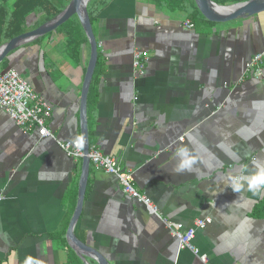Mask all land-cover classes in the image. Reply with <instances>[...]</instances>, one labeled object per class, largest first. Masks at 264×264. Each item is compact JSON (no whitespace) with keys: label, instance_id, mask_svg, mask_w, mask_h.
<instances>
[{"label":"crops","instance_id":"0c3cea01","mask_svg":"<svg viewBox=\"0 0 264 264\" xmlns=\"http://www.w3.org/2000/svg\"><path fill=\"white\" fill-rule=\"evenodd\" d=\"M185 2V11L165 0H93L88 7L98 45L87 97L89 145L115 161L120 155L119 166L152 207L89 163L72 238L109 264H264V190L253 195L244 180L241 192L230 187L233 178L264 168V86L244 74L264 45V11L210 23L200 13L193 20L197 9ZM16 4L0 0V46L18 28L22 35L47 22L35 2L23 15ZM65 36L56 29L0 63V73L17 71L51 106L48 124L58 141L22 131L0 109V264H96L67 242L83 158L72 159L60 143L81 138L90 48L84 35L74 53ZM136 51L146 60L141 77ZM184 158L193 163L177 172ZM162 220L184 229L209 220L193 240L205 263L179 251Z\"/></svg>","mask_w":264,"mask_h":264},{"label":"built area","instance_id":"2783aa9c","mask_svg":"<svg viewBox=\"0 0 264 264\" xmlns=\"http://www.w3.org/2000/svg\"><path fill=\"white\" fill-rule=\"evenodd\" d=\"M184 25L187 29L193 28L189 21H185ZM145 62L146 60L141 53L136 51L133 54V67L137 77L145 74ZM263 63L264 45L244 64L245 78L262 81L264 86ZM0 109L22 131H36L41 139H50L56 143L58 142L48 124L51 106L13 69H6L0 73ZM60 146L72 159L83 157V148L80 140L66 141L60 143ZM88 159L92 167L101 169L106 174L116 177L129 198H134L138 202L144 203L150 208L152 207L149 200L133 187L131 174L123 172L121 166L116 165L113 158L104 156L97 146L89 147ZM162 223L169 235L177 240L179 251H191L198 256L202 263H205L206 257L203 255L199 256L194 251L193 240L196 231L204 229L210 223L209 220H197L188 229H184L181 224L171 223L166 220H162Z\"/></svg>","mask_w":264,"mask_h":264},{"label":"water","instance_id":"95a60500","mask_svg":"<svg viewBox=\"0 0 264 264\" xmlns=\"http://www.w3.org/2000/svg\"><path fill=\"white\" fill-rule=\"evenodd\" d=\"M93 0H69L64 6L63 10L54 18L50 19L43 25L39 26L37 29L19 35L10 41L2 44L0 46V63L8 57L9 53L25 45L26 43L36 40L38 38L44 37L54 31L62 24L66 23L68 20L74 18L82 29L88 46L90 48V59L88 63L87 73L84 77L83 86L81 89V95L79 98V119H80V129L83 148V168L79 184L78 200L77 206L73 213V217L70 221V226L67 231V242L69 247L77 254L87 257L96 264H109L101 255L94 251H90L77 246L72 238V233L75 225L80 217L84 195L87 183V175L89 171V140H88V128H87V97L89 87L92 81L94 71L96 69V64L98 60L97 53V41L93 31L92 22L89 18L88 7ZM193 3L200 13V15L210 23H229L237 19L245 18L249 15L259 13L264 11V0H246L239 2L237 4L221 6L215 3L213 0H193ZM212 6H218L221 8H234L232 11L221 14L212 9ZM120 155L117 156L115 161L116 165H119ZM124 170V169H122Z\"/></svg>","mask_w":264,"mask_h":264},{"label":"trees","instance_id":"16d2710c","mask_svg":"<svg viewBox=\"0 0 264 264\" xmlns=\"http://www.w3.org/2000/svg\"><path fill=\"white\" fill-rule=\"evenodd\" d=\"M35 2V4L39 7H41L43 10L47 11V15L48 17H46V21L54 18L55 16H57L64 8L63 3L61 4H55L52 2H46L45 0H16L17 4V8L14 9V11H16L17 13H19V15H23L24 14V10L26 8H28L29 10V2ZM156 2H158L159 0H154ZM164 1V0H161ZM167 2V5L171 6L173 9H180L182 11H185L187 8L186 2L185 0H165ZM195 15H199L198 11H195L194 13L190 14L189 16L194 20L196 19ZM89 18H91L89 16ZM91 20V19H90ZM21 22H18V26H21ZM57 29H60V31L62 32V34L66 35V45L68 47V49L74 53H77L78 49L81 46V37H83V31L80 28L79 24L77 23V21L72 18L70 20H68L66 23L62 24L60 27H58ZM72 31V32H70ZM21 29L18 28V31H16L14 33V35H12L13 37L15 36H19L21 35ZM69 32V35H68ZM74 38H73V36ZM70 36V37H69ZM69 37V38H68ZM73 38V39H72ZM72 41V42H70Z\"/></svg>","mask_w":264,"mask_h":264},{"label":"clouds","instance_id":"9594fccd","mask_svg":"<svg viewBox=\"0 0 264 264\" xmlns=\"http://www.w3.org/2000/svg\"><path fill=\"white\" fill-rule=\"evenodd\" d=\"M184 155L186 156L187 154L185 153ZM192 163L193 161L191 159L184 158L179 163L178 167L176 168V171L181 172L186 169H190ZM242 180L246 181L248 191L252 192L253 195L259 194L261 190H264V168L260 169L255 174L249 177L233 178L232 183L230 185L233 192H241V190L244 188V183L241 182Z\"/></svg>","mask_w":264,"mask_h":264},{"label":"bare ground","instance_id":"6f19581e","mask_svg":"<svg viewBox=\"0 0 264 264\" xmlns=\"http://www.w3.org/2000/svg\"><path fill=\"white\" fill-rule=\"evenodd\" d=\"M212 9L213 10H215L216 12H219V13H221V14H224V13H226V12H229V11H232L234 8H229V9H227V8H221V7H218V6H212ZM70 32H72V31H70ZM68 35H69V32H68ZM72 36H73V34H72ZM70 37V36H69ZM68 37V38H69ZM73 38H74V36H73ZM72 38V39H73ZM70 42H72V41H70ZM89 127V126H88ZM145 206V205H144ZM148 208V207H147Z\"/></svg>","mask_w":264,"mask_h":264}]
</instances>
